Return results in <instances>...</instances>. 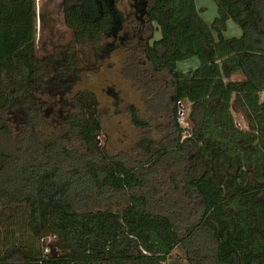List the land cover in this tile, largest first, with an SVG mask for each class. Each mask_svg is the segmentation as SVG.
<instances>
[{"label": "trees", "instance_id": "trees-1", "mask_svg": "<svg viewBox=\"0 0 264 264\" xmlns=\"http://www.w3.org/2000/svg\"><path fill=\"white\" fill-rule=\"evenodd\" d=\"M119 1L61 0L73 36L47 76L28 40L35 0H0V264H165L176 248L188 264H264V0H213L209 25L195 0H129L127 15ZM83 44L130 54L122 76L147 97L131 123L164 135L142 138L139 162L99 147L94 94H72Z\"/></svg>", "mask_w": 264, "mask_h": 264}, {"label": "rangeland", "instance_id": "rangeland-1", "mask_svg": "<svg viewBox=\"0 0 264 264\" xmlns=\"http://www.w3.org/2000/svg\"><path fill=\"white\" fill-rule=\"evenodd\" d=\"M3 1L9 2V0ZM195 3L202 20L208 25L211 24L217 15V7L213 0H195ZM117 6L123 15H127L130 10V1L120 0ZM240 34V29L234 23H227V31L224 35L226 38H237ZM72 36L73 34L64 24L61 0H35V12L30 19L28 40L35 43L36 57L49 61L50 66L46 65L44 75L50 74L52 69L50 63L52 59H55L56 52L68 47ZM155 38H159L158 32ZM75 50L78 56L80 78L73 85L72 94L80 92L94 94L100 111L102 128L97 141L99 147L112 157L125 159L131 163L139 162L141 151L137 150V147L142 138L146 135L154 141H159L164 135L154 130L158 122H153L151 131L146 133L147 130L134 127L130 121L128 111L130 105L136 108L140 118H147L144 112L146 95L122 76L128 65L130 54L125 49L119 48L102 58L98 55V51L87 44L76 46ZM135 58L140 60L143 69L152 71L141 52L135 53ZM198 65L199 60L191 58L177 63V71L186 73ZM153 76L163 78L162 74L154 72ZM260 99L264 102V93L261 94ZM233 116L237 126L244 128L243 115L233 111ZM160 176L166 180L164 175ZM165 264L188 263L184 253L176 248L168 256Z\"/></svg>", "mask_w": 264, "mask_h": 264}, {"label": "built area", "instance_id": "built-area-1", "mask_svg": "<svg viewBox=\"0 0 264 264\" xmlns=\"http://www.w3.org/2000/svg\"><path fill=\"white\" fill-rule=\"evenodd\" d=\"M177 108V123L179 127L181 128L182 132V139H185L186 137L189 136V129L190 125L188 123V114H189V104L186 103L185 101H178L176 104ZM101 134V133H100ZM99 134V135H100ZM96 137L98 141V137ZM53 241V237L45 238L42 239L43 243V249L44 253L47 255L49 252H51L52 246H50L51 242Z\"/></svg>", "mask_w": 264, "mask_h": 264}, {"label": "crops", "instance_id": "crops-1", "mask_svg": "<svg viewBox=\"0 0 264 264\" xmlns=\"http://www.w3.org/2000/svg\"><path fill=\"white\" fill-rule=\"evenodd\" d=\"M195 69V68H194ZM193 70V69H192ZM188 72V71H187ZM263 94V93H262ZM261 96V95H260ZM131 121V120H130Z\"/></svg>", "mask_w": 264, "mask_h": 264}]
</instances>
